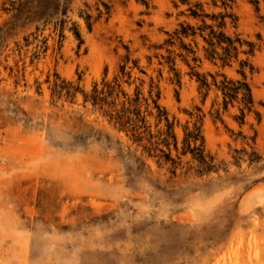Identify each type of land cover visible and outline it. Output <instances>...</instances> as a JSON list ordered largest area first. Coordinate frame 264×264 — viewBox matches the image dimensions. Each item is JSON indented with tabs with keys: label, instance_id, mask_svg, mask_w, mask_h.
Wrapping results in <instances>:
<instances>
[{
	"label": "rangeland",
	"instance_id": "374dc122",
	"mask_svg": "<svg viewBox=\"0 0 264 264\" xmlns=\"http://www.w3.org/2000/svg\"><path fill=\"white\" fill-rule=\"evenodd\" d=\"M40 1L58 12V0H0V264H264V0H233L238 22L226 28L256 44L245 78L259 118L246 114L242 125L236 105L213 118L221 96L211 88L202 103L179 58V84L159 65L167 53L157 46L189 21L181 14L187 5L70 0L61 38L58 14L35 13ZM188 2L220 11L206 0ZM201 45L197 70L209 82V74L241 78L238 64L210 62ZM125 55L144 74L132 70L124 88L147 96L152 81L179 148L184 129L200 125L218 171L198 174L186 155L173 173L81 95L58 100V77L88 92L118 75ZM253 152L259 160L251 161Z\"/></svg>",
	"mask_w": 264,
	"mask_h": 264
},
{
	"label": "trees",
	"instance_id": "16d2710c",
	"mask_svg": "<svg viewBox=\"0 0 264 264\" xmlns=\"http://www.w3.org/2000/svg\"><path fill=\"white\" fill-rule=\"evenodd\" d=\"M206 1L220 11L209 13L200 3L190 4L188 0H178V3L188 6L186 14L183 12L181 14L185 15L189 21L180 22L172 32H167L166 39L157 46V49H164L167 53L165 56L158 55L163 60L159 61V65H167L169 71L173 73L175 82L179 84L180 72L176 68L175 60L176 57L179 58L189 68L190 77L195 78L198 83L202 103L205 102L211 88L221 96L222 111L216 109L213 118L221 120V114L236 105L239 114L234 117V120L242 125L246 114L255 113L259 118V113L255 110L252 90L245 78L246 70L253 71L250 58L256 51V44L240 34L231 35L227 32L228 25L236 28L238 22L233 12V0ZM66 2L70 0H58V12L53 14L49 1L37 2L35 8L38 17L46 15L47 12H51L48 18H55L58 14L56 19H58V33L61 38L68 11ZM178 3L174 4L175 7ZM80 15L90 29V15L83 12ZM98 15H101L100 10H98ZM71 24L72 27L69 30L80 46L82 44L80 31L75 23ZM200 42L202 43L201 51L207 60L213 63L219 62L222 66L228 67L235 63L238 64L241 78L230 79L224 74H209L211 77V82H209L206 75L197 70V63L201 62L198 56ZM130 63L131 66H129ZM134 69L144 74L143 70L138 67V62L130 60V57L125 55L119 67V74L112 80H108L105 75L100 82H94L88 92L78 83L74 84L58 77V100L64 98L73 103L77 95H81L84 106L90 104L92 109L107 118L119 131L124 132L132 144L141 147L148 157L156 159L159 164L170 163L173 173L181 164L180 158L186 155H190L191 159L197 163L198 174L218 171L219 165L205 150L200 125L194 124L193 128L184 129L182 146L179 148L174 124L170 122L166 110L160 105V93L152 81L149 84L147 96L143 95L137 86L132 92L124 88V84L128 87L133 84L131 72ZM197 110L200 112L199 109ZM149 117L156 122L155 130L151 128ZM172 150L176 152V159L171 155ZM252 155L251 161L259 160L257 154L253 152Z\"/></svg>",
	"mask_w": 264,
	"mask_h": 264
}]
</instances>
